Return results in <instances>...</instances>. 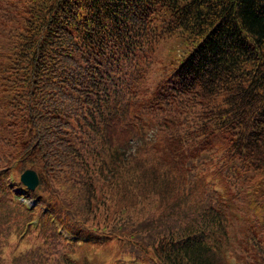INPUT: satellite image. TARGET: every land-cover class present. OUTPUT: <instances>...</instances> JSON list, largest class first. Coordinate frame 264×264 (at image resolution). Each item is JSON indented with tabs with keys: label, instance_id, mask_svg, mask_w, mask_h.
Instances as JSON below:
<instances>
[{
	"label": "trees",
	"instance_id": "obj_1",
	"mask_svg": "<svg viewBox=\"0 0 264 264\" xmlns=\"http://www.w3.org/2000/svg\"><path fill=\"white\" fill-rule=\"evenodd\" d=\"M112 240L111 264H264V0H0V264Z\"/></svg>",
	"mask_w": 264,
	"mask_h": 264
},
{
	"label": "rangeland",
	"instance_id": "obj_2",
	"mask_svg": "<svg viewBox=\"0 0 264 264\" xmlns=\"http://www.w3.org/2000/svg\"><path fill=\"white\" fill-rule=\"evenodd\" d=\"M162 43L163 44L161 45V48L156 51L154 57L156 61L155 62L156 72L152 74L150 80L153 84L158 82L159 80L164 83V81L170 74L169 71L172 70L175 62L179 61L181 58L182 44L177 38L168 39ZM205 174H210V173L206 172ZM41 240L45 242L43 238H41ZM32 241L33 242H30V244L21 243L18 251H24L28 247L29 248L34 247L39 242L34 240ZM40 244H42V242H40ZM123 250H124V246L122 242L118 240H112L111 242H108L106 245L102 246L101 249L95 247H87L86 249H79L82 257L84 256L85 252H92L93 253L92 257H94L95 264H111V262H113L114 259H117V257L120 255V252ZM232 253L234 252L232 251ZM234 255L236 256L235 253ZM227 259L228 260L224 259L225 261H227V264L235 263V258L228 257ZM219 263L221 262L219 261Z\"/></svg>",
	"mask_w": 264,
	"mask_h": 264
},
{
	"label": "water",
	"instance_id": "obj_3",
	"mask_svg": "<svg viewBox=\"0 0 264 264\" xmlns=\"http://www.w3.org/2000/svg\"><path fill=\"white\" fill-rule=\"evenodd\" d=\"M22 181L29 187V188H35L39 183V176L35 170L28 169L26 170L22 176Z\"/></svg>",
	"mask_w": 264,
	"mask_h": 264
}]
</instances>
